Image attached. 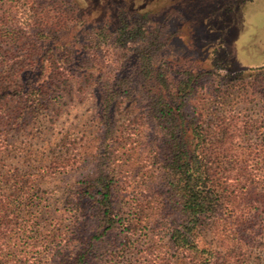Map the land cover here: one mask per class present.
<instances>
[{
  "label": "rangeland",
  "instance_id": "rangeland-1",
  "mask_svg": "<svg viewBox=\"0 0 264 264\" xmlns=\"http://www.w3.org/2000/svg\"><path fill=\"white\" fill-rule=\"evenodd\" d=\"M65 4L74 17L57 40L31 39L19 31L20 20L18 26L6 31L2 22L12 16L11 5L0 13V87L10 86L14 91L7 99L0 98V161L5 174L22 184V191L37 194L36 202L18 201L12 208L22 217L15 225L17 231L22 232L32 216H39L36 230L46 235L41 228L54 225L53 217H67L77 209V200L67 196L79 192L97 173L103 129L95 86L99 74L84 73L77 81L69 78L68 72L82 57L85 44L95 45L102 33L114 34L123 23L132 27L142 15L148 17L147 28L162 44L158 65L168 66L176 81L185 72L204 74L194 103L204 116L205 127L217 131L221 141L223 130H235L233 143L248 147L252 162L261 160L264 0H65ZM49 49L51 53L43 55L42 50ZM50 57L54 65L48 61ZM112 58L98 61L111 67ZM40 59L45 67L44 94L35 99L20 87ZM134 63L135 59L128 60V66ZM61 74L64 77L54 81ZM145 98L139 91L131 100L122 101L114 118L113 156L107 166L120 181L117 212L127 242L114 249L111 261L104 259L106 264H158L159 252L169 238L173 212L158 209L163 197L158 187V137ZM234 225L229 220L223 227L207 226L201 248L220 256L223 264H264V236L241 241V234H233L237 233ZM96 227L95 221L81 218L72 238L79 240L81 233L87 239ZM29 237L12 238L5 253L16 257L29 253L42 264H56L52 256L49 260L45 257L43 236ZM71 246L75 251L81 244L77 241ZM122 247L127 251L122 252ZM239 252L243 255L237 259Z\"/></svg>",
  "mask_w": 264,
  "mask_h": 264
},
{
  "label": "trees",
  "instance_id": "trees-1",
  "mask_svg": "<svg viewBox=\"0 0 264 264\" xmlns=\"http://www.w3.org/2000/svg\"><path fill=\"white\" fill-rule=\"evenodd\" d=\"M9 4L13 13L2 26L8 31L18 26L20 20L19 31H25L33 40H57L74 17L73 10L65 8V0H0V13L3 10L5 13ZM147 20L142 15L132 27L123 23L114 34L102 33L104 36L95 45L83 46L79 61L72 59L76 63L70 67L69 78L78 81L84 73L99 74L95 86L103 136L97 173L85 181L79 192L67 196L77 200V209L70 216L53 217L54 225L40 227L46 235L36 230L39 216H32L22 232L17 231L15 225H19L22 217L12 208L18 201L36 202L37 194L22 191V184L5 174L6 167L0 161V264H42V260L30 257L29 253L22 257L5 253L13 240L28 239L31 234L43 236L45 257L49 260L52 256L56 264H106L104 259L108 257L111 261L114 249L127 242V236L121 234L123 226L117 212L120 181L109 170L107 160L113 156L111 142L117 109L122 101L131 100L139 91L147 95L149 121L158 137V187L165 199L162 197L158 209L162 213L170 209L173 212L169 238L159 252L158 264H223L220 256L201 248L203 230L209 225L223 227L232 220L237 229L233 234H241L240 240L244 242L264 236V155H260L259 162H252L247 154L249 148L233 143L237 138L235 130H223L221 141L217 131L205 127L204 116L194 103L199 98L204 74L185 72L176 81L168 66L158 65L156 57L162 44L147 28ZM113 35L115 38L111 39ZM51 51L42 53L47 55ZM110 56L113 68L98 61ZM53 57L48 58L52 65ZM131 59L136 63L128 66ZM44 69L40 59L27 74L21 91L35 99L44 94ZM62 77L61 74L53 79ZM13 94L10 86L0 87V98L7 99ZM244 155L247 157L242 158ZM13 187L18 189L10 192ZM81 218L95 221L97 227L93 236L84 239L80 233L78 240L72 236ZM77 241L81 247L71 251V245ZM121 251L127 248L122 247ZM242 255L239 252L235 257L239 259Z\"/></svg>",
  "mask_w": 264,
  "mask_h": 264
}]
</instances>
